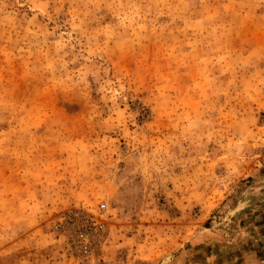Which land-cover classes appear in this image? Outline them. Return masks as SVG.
<instances>
[{"label": "rangeland", "instance_id": "obj_1", "mask_svg": "<svg viewBox=\"0 0 264 264\" xmlns=\"http://www.w3.org/2000/svg\"><path fill=\"white\" fill-rule=\"evenodd\" d=\"M262 184L264 0H0V264H236Z\"/></svg>", "mask_w": 264, "mask_h": 264}, {"label": "crops", "instance_id": "obj_2", "mask_svg": "<svg viewBox=\"0 0 264 264\" xmlns=\"http://www.w3.org/2000/svg\"><path fill=\"white\" fill-rule=\"evenodd\" d=\"M254 194L257 196L256 201H261L260 204L253 203L257 210L251 211L248 217L244 214L245 216L243 215L240 221L241 224L257 226L259 231L257 235H253L250 239L256 240L255 244L249 246V248L247 247L248 249L244 248L241 255L237 256L235 253L236 264H264V184L257 186ZM226 262V264H232L230 260Z\"/></svg>", "mask_w": 264, "mask_h": 264}, {"label": "built area", "instance_id": "obj_3", "mask_svg": "<svg viewBox=\"0 0 264 264\" xmlns=\"http://www.w3.org/2000/svg\"><path fill=\"white\" fill-rule=\"evenodd\" d=\"M97 206H98L97 207L98 210L105 211V204L104 203H99ZM85 222H87V221L85 220ZM94 222H97V221H95V219H93V218H89V223L90 224H94ZM62 230H64V228H62Z\"/></svg>", "mask_w": 264, "mask_h": 264}]
</instances>
